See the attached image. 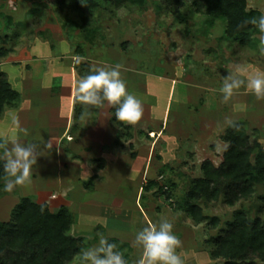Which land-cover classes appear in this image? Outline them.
Returning a JSON list of instances; mask_svg holds the SVG:
<instances>
[{
	"label": "rangeland",
	"instance_id": "obj_1",
	"mask_svg": "<svg viewBox=\"0 0 264 264\" xmlns=\"http://www.w3.org/2000/svg\"><path fill=\"white\" fill-rule=\"evenodd\" d=\"M243 5L252 18L264 14V0ZM227 26L193 0H0V157L13 141L35 144L38 156L28 194L3 191L0 160V220L28 196L69 211L83 250L107 239L137 264L136 232L167 219L183 264H224L214 251L226 222L239 211L264 222V183L232 204L197 187L205 163L223 162L233 131L264 149V98L246 84L227 102L219 91L230 73L264 72V35L252 24L234 39ZM117 64L142 104L134 125L106 101L76 99L81 77Z\"/></svg>",
	"mask_w": 264,
	"mask_h": 264
},
{
	"label": "trees",
	"instance_id": "obj_2",
	"mask_svg": "<svg viewBox=\"0 0 264 264\" xmlns=\"http://www.w3.org/2000/svg\"><path fill=\"white\" fill-rule=\"evenodd\" d=\"M193 1L212 19L225 20L228 36L245 39L252 26L246 23L252 19V11H245L244 0ZM85 5L89 7L85 3L80 9ZM227 141L223 162L218 166L205 163L197 187L205 196H221L232 204L253 193L256 184L264 183V149L258 142L250 144L249 135L241 131L227 135ZM72 219L66 209L55 214L45 204L21 197L10 219L0 220V264H69L86 244L69 234ZM215 243L214 255L223 257L224 264H261L255 257L264 264V222L260 217L251 219L243 211L236 212Z\"/></svg>",
	"mask_w": 264,
	"mask_h": 264
},
{
	"label": "clouds",
	"instance_id": "obj_3",
	"mask_svg": "<svg viewBox=\"0 0 264 264\" xmlns=\"http://www.w3.org/2000/svg\"><path fill=\"white\" fill-rule=\"evenodd\" d=\"M246 23L257 26L259 32L264 35V14L258 18H252ZM264 44V39L261 40ZM264 53V47L261 48ZM74 64H79L82 57L73 55ZM122 65L117 64L111 69L98 68L81 77L76 85V99L82 105L102 107L106 101L115 107V119L126 125H134L143 116L141 101L126 88L121 78ZM238 73L245 70L237 68ZM246 84V91H250L257 98H264V72L248 73L244 79L238 78L232 73L225 77L219 91L223 94V100L229 101L233 95ZM87 115L82 112L81 119ZM52 148L49 141L46 145ZM35 144H21L13 141L12 146L6 149L0 160L3 161L4 174L3 191L11 192L15 187L30 183L33 165L37 163ZM174 225L167 219H162L159 225L149 224L138 230L135 236V244L143 249L142 256L137 264H183L181 257L176 253L179 240L174 234ZM77 264H127L121 251L117 250L114 243L107 239H101L98 247L83 250L76 258Z\"/></svg>",
	"mask_w": 264,
	"mask_h": 264
},
{
	"label": "crops",
	"instance_id": "obj_4",
	"mask_svg": "<svg viewBox=\"0 0 264 264\" xmlns=\"http://www.w3.org/2000/svg\"><path fill=\"white\" fill-rule=\"evenodd\" d=\"M24 187L26 188L25 185H24V186L22 185V187H21L22 190H23V192H24V194H25V193H26V194L31 193V191L29 192L28 190H27L28 192H25V188H24ZM15 188H16V192L19 191V190L21 189L20 186H17V187H15ZM20 194L23 195V193H21V192L19 193V195H20Z\"/></svg>",
	"mask_w": 264,
	"mask_h": 264
}]
</instances>
